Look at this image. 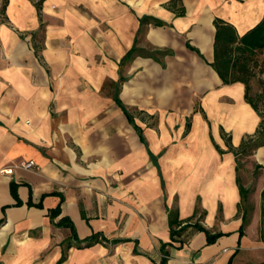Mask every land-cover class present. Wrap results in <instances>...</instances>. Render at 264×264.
Returning a JSON list of instances; mask_svg holds the SVG:
<instances>
[{
    "label": "crops",
    "instance_id": "1",
    "mask_svg": "<svg viewBox=\"0 0 264 264\" xmlns=\"http://www.w3.org/2000/svg\"><path fill=\"white\" fill-rule=\"evenodd\" d=\"M36 1L0 15V264H264L261 117L212 67L264 0Z\"/></svg>",
    "mask_w": 264,
    "mask_h": 264
},
{
    "label": "trees",
    "instance_id": "2",
    "mask_svg": "<svg viewBox=\"0 0 264 264\" xmlns=\"http://www.w3.org/2000/svg\"><path fill=\"white\" fill-rule=\"evenodd\" d=\"M43 1L44 0H38L34 4L37 9L38 15H40L41 5ZM4 8H5V0H2L0 15L4 11ZM156 24L160 25L159 22H157ZM214 26L216 29V35H215V49H214L215 61L212 64L213 69L216 71V73L218 74V76L220 77V79L224 84H230L237 81L244 83L246 86L245 100L261 117V122L259 124V128L257 130V135H256L257 139L250 137L245 138L242 141L238 151L235 152L236 156L246 155L252 152V150L255 149L256 147L264 143V112H261L258 109L257 105L249 98L247 78H244L243 76H239L240 75L239 73L242 74L247 73L248 63L250 61L251 55L264 48V17L256 27H254L251 31L243 35L241 38H237L232 27L225 24L221 20L218 19L214 20ZM235 43H237L238 46L232 48ZM188 47L192 49L190 46ZM234 53H237V56L233 62L232 57ZM115 101L119 105V107L122 108L121 103L116 98ZM122 110L127 116L129 123L134 126V129L138 133L141 142L144 143L145 141L142 136L141 129L134 125L133 120L128 116L124 108H122ZM237 182H239L238 179ZM17 187L18 185L15 184L14 182L10 183V193L12 197L16 200V205H20L21 202L17 198V192H16ZM239 189L240 192H242V187L240 186V184H239ZM59 210H60L59 206L56 209L52 210L51 216L53 217L56 216L59 213ZM67 225L70 227L72 231V237L76 238L73 225L71 223H68ZM177 227L179 228L176 229ZM187 227H189L188 224L184 226H180V222L177 220L175 222L169 221L171 237H174L175 235H179ZM193 227L197 231H201L206 235L207 245L213 244L218 237L223 235L221 233H216L212 235L209 231H207L201 225L196 223L193 225ZM239 235L240 237L243 235V227H241ZM166 262H167V258L165 257L160 264H166ZM228 264H232V258H230Z\"/></svg>",
    "mask_w": 264,
    "mask_h": 264
},
{
    "label": "rangeland",
    "instance_id": "3",
    "mask_svg": "<svg viewBox=\"0 0 264 264\" xmlns=\"http://www.w3.org/2000/svg\"><path fill=\"white\" fill-rule=\"evenodd\" d=\"M2 0H0V8ZM264 53L257 51L250 57L248 71L245 74L239 73V76L247 78L248 96L257 105L261 112H264ZM139 115V114H136ZM141 120L146 119L140 115ZM147 120V119H146Z\"/></svg>",
    "mask_w": 264,
    "mask_h": 264
},
{
    "label": "built area",
    "instance_id": "4",
    "mask_svg": "<svg viewBox=\"0 0 264 264\" xmlns=\"http://www.w3.org/2000/svg\"><path fill=\"white\" fill-rule=\"evenodd\" d=\"M20 167H22L24 169H34V168H36V164H35V162L30 160V161H27V162L20 164ZM5 171H6L5 173L11 172V170H5Z\"/></svg>",
    "mask_w": 264,
    "mask_h": 264
}]
</instances>
